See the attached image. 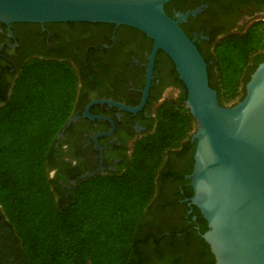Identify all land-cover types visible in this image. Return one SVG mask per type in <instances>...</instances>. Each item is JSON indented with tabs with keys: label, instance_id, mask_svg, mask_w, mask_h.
Masks as SVG:
<instances>
[{
	"label": "trees",
	"instance_id": "1",
	"mask_svg": "<svg viewBox=\"0 0 264 264\" xmlns=\"http://www.w3.org/2000/svg\"><path fill=\"white\" fill-rule=\"evenodd\" d=\"M263 47L264 21H256L225 33L211 54L203 55L209 86L221 106L231 103L238 90L236 102L243 97L250 74L264 60ZM166 60L160 55L156 61L174 75L181 95L156 107L153 130L134 144L122 174L86 178L67 195L59 185L51 189L46 161L69 115L73 74L38 63L20 73L12 98L0 110V221L14 264H215L201 238L207 227L197 208L192 214L198 230L183 219L184 209L174 208V200L163 196L169 184L186 182L195 146L185 89ZM174 161L180 170L174 169ZM149 204L146 222L142 217ZM176 210L178 220L172 223ZM3 251L0 264L8 256Z\"/></svg>",
	"mask_w": 264,
	"mask_h": 264
},
{
	"label": "flooded vegetation",
	"instance_id": "2",
	"mask_svg": "<svg viewBox=\"0 0 264 264\" xmlns=\"http://www.w3.org/2000/svg\"><path fill=\"white\" fill-rule=\"evenodd\" d=\"M209 2L213 4L211 8ZM196 8L200 11L195 16L189 15L185 21H179V26L194 40L204 58L203 55L211 54L213 46L225 33H236L256 22V18L264 14V0H179L178 3L172 0L167 3L165 11L173 17L177 12L184 14ZM218 29L221 31L217 33ZM214 33L218 35L211 40L209 35ZM151 44L143 33L124 25L0 23V110L12 98L20 73L32 63L44 68L65 69L63 71L72 73L75 80L69 115L60 126L46 161V174L52 190L59 185L62 194L67 195L79 181L85 180L80 176L92 171H96L92 176L122 174L132 156L134 144L153 130L155 109L165 101L163 93L176 89L177 85L176 98L181 95L182 87L174 80V75L156 61L160 55L168 61V57L158 51L152 79H149L139 111L132 113L106 103H92L107 100L130 108L139 106ZM87 106L90 117L83 115ZM72 118L74 120L68 123ZM175 163L174 169L180 170L181 164ZM190 172L183 177L186 182L169 184L163 190V196L168 201L174 200V208L184 209L183 219L189 224L194 223L192 227L198 230L196 215L192 214L195 207L188 206L192 196L187 178ZM159 191L157 188L155 199L160 196ZM178 213L176 210L170 215L172 223L177 222ZM142 219L150 222V204ZM3 230L0 221V251H5L8 246ZM3 254L8 255L6 264H14V258L7 250Z\"/></svg>",
	"mask_w": 264,
	"mask_h": 264
},
{
	"label": "water",
	"instance_id": "3",
	"mask_svg": "<svg viewBox=\"0 0 264 264\" xmlns=\"http://www.w3.org/2000/svg\"><path fill=\"white\" fill-rule=\"evenodd\" d=\"M170 1L0 0V23H107L134 28L149 38L152 44L139 106L107 100L92 103L139 111L156 53H164L185 89L184 106L196 126L190 136L195 146L187 176L192 189L188 206L196 207L206 222L201 238L215 264H264V60L250 74L243 97L221 106L209 86L204 58L179 26V21L195 16L200 8L170 17L164 10ZM262 18L264 14L256 20ZM87 109L83 115L90 117Z\"/></svg>",
	"mask_w": 264,
	"mask_h": 264
},
{
	"label": "rangeland",
	"instance_id": "4",
	"mask_svg": "<svg viewBox=\"0 0 264 264\" xmlns=\"http://www.w3.org/2000/svg\"><path fill=\"white\" fill-rule=\"evenodd\" d=\"M256 21H264V18L257 19ZM259 52L262 53V54H264V47ZM168 66H169V68H171L170 64ZM175 87H176V89L172 88V89L166 90L163 93V99H165V100H176L177 99L176 96L178 95V86L176 85ZM240 94H241L240 93V90H238L237 95L234 97V100L231 103L230 102H227L226 103L227 105H225V106H229V105H232L233 103H235L239 99ZM195 128H196V126L194 125L193 130L190 132L191 134L195 131Z\"/></svg>",
	"mask_w": 264,
	"mask_h": 264
}]
</instances>
